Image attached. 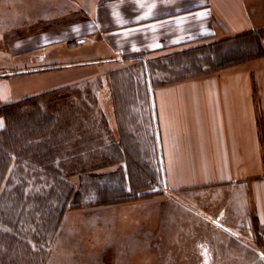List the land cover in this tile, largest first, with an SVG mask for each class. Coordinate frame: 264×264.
<instances>
[{"label":"crops","instance_id":"0c3cea01","mask_svg":"<svg viewBox=\"0 0 264 264\" xmlns=\"http://www.w3.org/2000/svg\"><path fill=\"white\" fill-rule=\"evenodd\" d=\"M45 4L61 6V18L68 21L7 40L16 26L0 15V104L97 76V100L111 146L116 143L128 164L138 165L146 164V129L137 124L145 104L146 115L154 118L166 187L180 202V211L189 214L182 229L191 232L190 242L197 227H211L214 233L220 220L240 235L239 244L260 252L253 264H264V54L147 84L145 94L115 93L109 79L137 61L165 60L245 33L257 34L264 47V0ZM44 14L40 20H54L55 7ZM241 41L246 43V37ZM0 122L2 130L3 115Z\"/></svg>","mask_w":264,"mask_h":264},{"label":"rangeland","instance_id":"374dc122","mask_svg":"<svg viewBox=\"0 0 264 264\" xmlns=\"http://www.w3.org/2000/svg\"><path fill=\"white\" fill-rule=\"evenodd\" d=\"M52 7L55 19L40 20ZM60 9L59 5L47 6L45 0H0V15L16 26L7 40L67 22ZM194 49L165 60L137 61L112 73L113 91L145 94L147 84L207 71L212 51ZM106 71L103 68V73ZM77 85V89L65 88L49 96L44 106L57 117L81 110L96 114L98 127L82 142L84 150L78 159L82 171H67L60 183L56 175L13 165L0 191V264H253L260 252L239 244L240 235L220 220L213 223L217 227L214 233L211 227L208 231L197 227L193 238L198 239L190 242L191 232L182 229L183 218L189 222V214L180 211V202L166 187L154 118L146 115L145 104L137 124L146 129V164H128L123 150L114 142L111 146L106 119L98 114L99 77ZM119 161L123 163L116 164ZM70 194L69 205L55 228L60 204Z\"/></svg>","mask_w":264,"mask_h":264},{"label":"trees","instance_id":"16d2710c","mask_svg":"<svg viewBox=\"0 0 264 264\" xmlns=\"http://www.w3.org/2000/svg\"><path fill=\"white\" fill-rule=\"evenodd\" d=\"M243 37H246L244 44L241 41ZM226 42L229 44H225ZM196 49L212 51L211 67L208 70L264 54L262 42L253 32L208 46H199ZM65 88L77 89L78 85L0 104V115L6 119L5 128L0 130V191L7 173L16 163L21 169H25L27 165L36 168L40 174L56 175L60 183H62L60 178L68 175L67 171H71V174L82 171L78 162L84 150L82 142L93 134L97 126V117L93 110H81L66 117L62 116L63 114L57 117L56 114L51 113L44 106L45 100L64 91ZM95 102L99 108L96 98ZM98 112L100 114V111ZM71 196V194L67 196V199L60 204L61 211L55 228L59 226Z\"/></svg>","mask_w":264,"mask_h":264},{"label":"built area","instance_id":"2783aa9c","mask_svg":"<svg viewBox=\"0 0 264 264\" xmlns=\"http://www.w3.org/2000/svg\"><path fill=\"white\" fill-rule=\"evenodd\" d=\"M261 235L264 237V228L261 231Z\"/></svg>","mask_w":264,"mask_h":264},{"label":"snow or ice","instance_id":"6c2138e0","mask_svg":"<svg viewBox=\"0 0 264 264\" xmlns=\"http://www.w3.org/2000/svg\"><path fill=\"white\" fill-rule=\"evenodd\" d=\"M3 125H2V122H0V127H2Z\"/></svg>","mask_w":264,"mask_h":264}]
</instances>
